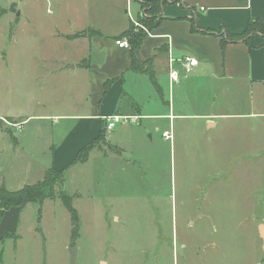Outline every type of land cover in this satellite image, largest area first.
<instances>
[{"label":"rangeland","instance_id":"rangeland-1","mask_svg":"<svg viewBox=\"0 0 264 264\" xmlns=\"http://www.w3.org/2000/svg\"><path fill=\"white\" fill-rule=\"evenodd\" d=\"M74 3L81 4L0 0V115L21 124L17 128L0 119L11 134L0 142V175L9 179V188L43 180L37 158L51 164V145L66 134L62 106L69 96L60 95V86L71 77L58 74L61 65L52 58L83 49L58 44L59 4L65 10ZM136 4L130 8L133 17ZM20 9L25 14L18 19ZM146 15L143 10L141 16ZM72 65L62 64L69 71ZM200 83L192 89L190 112L209 107L245 113L253 100L254 112L264 111V95L254 93L252 99L234 84L226 91L218 88L211 106L212 86ZM83 101L78 111L87 110L85 95ZM30 114L20 122L19 116ZM217 121L221 128L210 129L202 118L175 119L172 139L162 137L163 129L151 127L150 119L106 130L87 162L68 167L55 185L56 192L74 196L80 222L76 240L60 196L44 201L39 222L35 200L26 205L20 238L9 240L1 263L71 264L76 249L73 264H264V115Z\"/></svg>","mask_w":264,"mask_h":264},{"label":"crops","instance_id":"crops-1","mask_svg":"<svg viewBox=\"0 0 264 264\" xmlns=\"http://www.w3.org/2000/svg\"><path fill=\"white\" fill-rule=\"evenodd\" d=\"M71 1L81 4L74 3L76 5L73 8L65 10L59 4L57 10L60 19L56 27L62 40L58 44L64 46L72 43L83 49L76 55L65 51L52 58L61 65L56 70L58 74L71 77L68 84L60 86V95L69 96V101H65L62 106L66 134L58 145L52 143L51 164L37 158L42 163L41 177L49 167L65 173L68 167L76 164L74 159L78 152L100 135L103 120L108 115H139L142 119L152 120L150 126L163 129L162 132L171 130L172 121L183 117L205 119L210 129H217L220 126L217 119L264 115V111L254 112V100L247 103H252L253 111L245 113L215 112L209 107L203 111L190 112L188 107L192 101V89L200 86V82L212 86L211 94L208 95L213 101L211 106L216 103V93L221 86L226 91L228 86L234 84L240 91L244 90L247 95L249 93L252 99L254 93L257 96L264 95V36L252 34L249 42L240 40L225 46L221 44V37L217 36L219 31L223 34L241 33L251 18L264 21V0H168L155 20V27H147V35L141 46L133 52L119 47L115 41L118 35L130 27L131 21H137L142 15L139 0ZM134 3H137L136 17H133L130 10ZM24 14L20 9L17 18ZM191 19H195L200 31L193 30ZM91 28L98 33L75 36ZM202 30L209 32L202 33ZM191 54L199 60L196 69L192 74L181 70L179 82L173 83L170 77V58ZM133 55L140 63L150 61L154 80L148 73L132 68ZM71 62L73 65L70 72L62 64L69 65ZM107 81L109 84L106 89ZM84 95L88 108L81 112L78 111V104L83 101ZM31 116H19L24 118L20 122H26ZM225 127H222L223 131ZM8 130L10 128L7 125H0V142L1 139L4 141V134L6 137L11 136ZM245 130L246 127L241 126V131ZM12 138L15 145L19 144L14 134ZM8 181L0 175V182H4L9 190H16L9 188ZM35 200L29 198L21 205L10 207L0 217V264L9 240L17 241L20 238L18 231L26 205Z\"/></svg>","mask_w":264,"mask_h":264},{"label":"trees","instance_id":"trees-1","mask_svg":"<svg viewBox=\"0 0 264 264\" xmlns=\"http://www.w3.org/2000/svg\"><path fill=\"white\" fill-rule=\"evenodd\" d=\"M141 9H143L147 15L140 16L139 21L142 24H146L149 29L155 27V20L158 16H160V13L162 11V6L168 3V0H139ZM191 22L193 23V30L200 31L195 19H191ZM248 25L245 28L244 31L241 33L232 34L227 32L226 34L218 32L217 36L221 37V44L222 46H225L227 43H236V41L244 40L246 42H249L252 34H261L264 36V21L260 18H251L248 21ZM208 30H202V33H208ZM98 31L94 29H87L84 32H79L75 34V36H81L85 34H97ZM147 35V31H144L142 29L137 30L135 27V24L131 21L130 27L118 35L117 37H127L128 40H130L131 48L130 51L133 52L135 48L141 46L144 38ZM134 56V55H133ZM150 62V61H149ZM149 62L146 63H140L136 57H133L132 60V68L134 70H137L139 72H146L150 75L151 79L154 80V73L153 69H151V65ZM147 65V66H144ZM109 82L107 81L105 83L106 89L108 88ZM106 120H103L101 133L100 135L90 143H88L85 147H83L77 154L76 158L74 159V162H87L89 158V154L91 150H93L97 146V141H104L106 137ZM64 172L63 171H57L54 167H49L44 175V179L37 182V183H29V185H25L24 187L20 189H16L14 191L9 190L4 182H0V217L4 214L6 210H8L10 207L18 206L23 204L26 200L29 198H36L38 200V203L40 204L39 207V215H38V222L41 219V205H43L44 200L46 199H55L59 196L61 197L65 207L68 208L70 212V221L72 222V232L71 237L75 241L77 236L79 235L80 231V222H79V213L78 209L76 207H73L72 205V199L73 195H69L65 193L64 191L56 192L55 185L60 182V179L63 177ZM39 231H41L40 226L38 227ZM11 237H14V235H8Z\"/></svg>","mask_w":264,"mask_h":264},{"label":"built area","instance_id":"built-area-1","mask_svg":"<svg viewBox=\"0 0 264 264\" xmlns=\"http://www.w3.org/2000/svg\"><path fill=\"white\" fill-rule=\"evenodd\" d=\"M136 24L141 25V27L147 31V27L146 25L144 26L143 24H140L139 22L135 21ZM115 44L118 45L121 48H125V49H130L131 48V43L130 40H128L127 38L124 37H118L116 38ZM170 77L173 83H177L180 80V71L182 70L184 73L186 74H192V72H194V70L196 69V66L199 64V60L195 55H184L181 58H170ZM176 63H178L177 65H175ZM0 119L3 122H8V120L6 118H4L3 116H0ZM138 119H140L139 115H122L120 113L118 114H113V115H108L105 117L106 120V129L107 130H112L116 127V125L119 122H136L138 121ZM9 126H15L17 128L21 127V124L18 122H8ZM163 136L166 139H172V131L171 130H165L163 132Z\"/></svg>","mask_w":264,"mask_h":264},{"label":"water","instance_id":"water-1","mask_svg":"<svg viewBox=\"0 0 264 264\" xmlns=\"http://www.w3.org/2000/svg\"><path fill=\"white\" fill-rule=\"evenodd\" d=\"M63 182V180H62ZM260 232H261V235L264 237V224H261L260 225ZM72 258H71V264L74 263L75 259H76V249H72Z\"/></svg>","mask_w":264,"mask_h":264},{"label":"bare ground","instance_id":"bare-ground-1","mask_svg":"<svg viewBox=\"0 0 264 264\" xmlns=\"http://www.w3.org/2000/svg\"><path fill=\"white\" fill-rule=\"evenodd\" d=\"M144 25V24H143ZM140 121V120H139Z\"/></svg>","mask_w":264,"mask_h":264}]
</instances>
